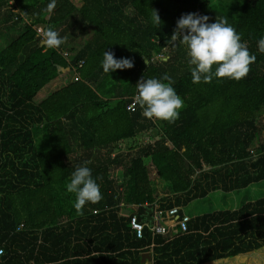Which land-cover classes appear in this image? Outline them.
Wrapping results in <instances>:
<instances>
[{"label":"trees","instance_id":"trees-1","mask_svg":"<svg viewBox=\"0 0 264 264\" xmlns=\"http://www.w3.org/2000/svg\"><path fill=\"white\" fill-rule=\"evenodd\" d=\"M76 1L49 12L50 0H0V27L23 29L0 48V264H264V197L180 210L190 220L177 235H156L146 220L156 204L165 212L264 182V0ZM188 13L236 29L256 57L245 78L193 83L186 48L168 43ZM39 27L64 44L43 46ZM104 51L134 67L105 73ZM66 72L74 80L35 101ZM164 75L183 100L171 123L143 117L136 98L142 78ZM86 162L102 199L78 214L66 184Z\"/></svg>","mask_w":264,"mask_h":264},{"label":"clouds","instance_id":"clouds-1","mask_svg":"<svg viewBox=\"0 0 264 264\" xmlns=\"http://www.w3.org/2000/svg\"><path fill=\"white\" fill-rule=\"evenodd\" d=\"M55 6L56 0H50L46 10L50 12ZM151 22L157 27L162 23L156 10H152ZM64 42V37L51 27L44 31L41 41L49 49H59ZM177 42L187 50L193 83H208L222 78L239 81L247 76L256 59L235 28L223 19L210 23L206 15H182L168 41L173 47L177 46ZM257 48L264 53V36L258 39ZM101 67L105 73L110 74L117 70L132 69L134 63L129 58H116L112 51H104ZM135 89L143 117L169 123L179 118L183 100L172 87L168 75L160 79L142 78ZM99 179L93 176L87 162L72 171L66 190L75 196L72 206L78 214L82 213L86 205L98 203L102 199L100 184L97 182Z\"/></svg>","mask_w":264,"mask_h":264},{"label":"rangeland","instance_id":"rangeland-1","mask_svg":"<svg viewBox=\"0 0 264 264\" xmlns=\"http://www.w3.org/2000/svg\"><path fill=\"white\" fill-rule=\"evenodd\" d=\"M77 7H81L82 3L77 2L76 0H73ZM17 11V10H15ZM16 19L13 17L12 22L15 21ZM25 21L21 23V25H24ZM4 27L2 29V34H0V48H3L7 46L11 42V38L13 39L14 37L17 38L21 33L23 29H14L11 27L10 23H7L6 25H3ZM9 28V29H8ZM22 28V27H21ZM73 29L70 28L68 29L67 32H72ZM77 32V31H76ZM11 35V37H9ZM83 38H78V40H85V36H82ZM68 40V38H67ZM68 72L62 74L59 78L56 80L52 81L51 84L48 86L44 87L38 94V97H35V101H39L43 96H47L49 92H51L53 89H60L61 87L65 86L68 84L70 81L74 80V75L73 73ZM259 132H260V140L259 143H264V119H262L259 123ZM147 137L143 140V142H138L136 141H131L134 146H140L144 145L143 143H146V141L149 140ZM130 144V143H129ZM255 147H258L257 143H254ZM128 147V146H126ZM134 153V152H131ZM264 197V182L260 183H255L251 185L250 187L240 190V191H234L232 193H222L221 191L214 193L213 195L210 194L208 197L203 198V199H198L194 200L191 203H189L187 206L183 208L184 211L189 216H196L203 214L205 212H208L209 210L213 209H222L223 207L227 209H233L238 208L243 202L246 201H255L258 200L259 198ZM180 219V218H179ZM250 261H246L244 263H249Z\"/></svg>","mask_w":264,"mask_h":264},{"label":"built area","instance_id":"built-area-1","mask_svg":"<svg viewBox=\"0 0 264 264\" xmlns=\"http://www.w3.org/2000/svg\"><path fill=\"white\" fill-rule=\"evenodd\" d=\"M37 31L39 36H43L44 30L41 27H39ZM132 106H134V103ZM180 210H183V208L173 207L170 210L163 212L159 210V205L156 204L155 208L151 210L153 232L156 235L162 236L169 234L171 230L174 235H177L178 232L186 233L188 231L187 222L190 220V217L184 213L180 218ZM143 225L144 224L137 222L136 218L132 219V227L137 231L138 236L142 235ZM3 254L4 250L0 248V257Z\"/></svg>","mask_w":264,"mask_h":264},{"label":"water","instance_id":"water-1","mask_svg":"<svg viewBox=\"0 0 264 264\" xmlns=\"http://www.w3.org/2000/svg\"><path fill=\"white\" fill-rule=\"evenodd\" d=\"M186 165L188 166L187 162H186ZM151 211H148V215L146 217V220H151Z\"/></svg>","mask_w":264,"mask_h":264},{"label":"crops","instance_id":"crops-1","mask_svg":"<svg viewBox=\"0 0 264 264\" xmlns=\"http://www.w3.org/2000/svg\"><path fill=\"white\" fill-rule=\"evenodd\" d=\"M55 90H58V89H55ZM38 94H39V93H38ZM37 97H38V95H37ZM44 97H46V96H43V98H44ZM41 99H42V98H41ZM41 99H40V100H41ZM40 100H39V101H40Z\"/></svg>","mask_w":264,"mask_h":264}]
</instances>
